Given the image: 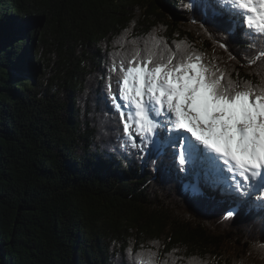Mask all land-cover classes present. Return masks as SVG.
<instances>
[{
	"label": "trees",
	"instance_id": "16d2710c",
	"mask_svg": "<svg viewBox=\"0 0 264 264\" xmlns=\"http://www.w3.org/2000/svg\"><path fill=\"white\" fill-rule=\"evenodd\" d=\"M189 2L0 0V264H264V206L194 195L109 96L137 50L261 83L264 37Z\"/></svg>",
	"mask_w": 264,
	"mask_h": 264
},
{
	"label": "snow or ice",
	"instance_id": "6c2138e0",
	"mask_svg": "<svg viewBox=\"0 0 264 264\" xmlns=\"http://www.w3.org/2000/svg\"><path fill=\"white\" fill-rule=\"evenodd\" d=\"M195 6L191 0L187 5ZM204 9L213 14L226 9L248 33L264 37V0H205ZM175 60L176 53L156 58L149 49L145 56L135 51L118 69L113 64L116 89L111 83L107 88L125 121L124 143L139 148L137 137L141 144L149 140L158 154L178 161L180 171L196 176L189 184L194 195L202 193L201 175L206 186L220 188L224 195L247 197L264 191V79L240 84L229 76L225 81L219 66L205 63L195 51ZM169 126L171 131L164 135ZM153 134L157 139L151 140ZM229 173L244 183L231 182ZM260 203L264 206V200ZM137 264L154 262L140 257Z\"/></svg>",
	"mask_w": 264,
	"mask_h": 264
},
{
	"label": "rangeland",
	"instance_id": "374dc122",
	"mask_svg": "<svg viewBox=\"0 0 264 264\" xmlns=\"http://www.w3.org/2000/svg\"><path fill=\"white\" fill-rule=\"evenodd\" d=\"M217 12H219V13H223V9H218ZM234 27H236V26H234ZM19 74H20V73H19ZM20 75H21V74H20ZM22 76H24V74H22ZM119 103H122V101H119ZM122 110H126V109H123V108H122ZM126 111H127V110H126ZM161 119L163 120L164 117H162ZM170 131H171V130H170V126H169L168 130L164 132V135H167L168 132H170ZM153 135H155V134H153ZM151 138H152V137H151ZM151 140H152V139H151ZM138 142L141 143V141H138ZM146 142H147V143H150V146L153 148V145H152V143H151L149 140H146ZM187 173H188L187 175L190 176V179L192 180V182H194L196 176H195L194 174H192V173H189V172H187ZM188 182H189V181L186 182V186L189 187V185H187ZM200 183H201V187H202V188H206V189H208V190L211 192V194H212L216 199H222V198H226V197L228 196V195H224V194L221 192L220 188H213V187L206 186V185L204 184L203 175H201ZM189 189H190V188H189ZM209 191H208V192H209ZM210 192H209V193H210ZM257 192H258V191H257ZM256 195H257V194L253 193L251 196H247V197H239V196H229V197L233 198L232 200H235V201L238 200V201H240V203H243V201H247V200H249V198H252V199H254V200H256L257 202L260 203V201L262 200V198H261V199L255 198ZM262 197H263V196H262ZM263 199H264V198H263ZM242 200H243V201H242Z\"/></svg>",
	"mask_w": 264,
	"mask_h": 264
},
{
	"label": "water",
	"instance_id": "95a60500",
	"mask_svg": "<svg viewBox=\"0 0 264 264\" xmlns=\"http://www.w3.org/2000/svg\"><path fill=\"white\" fill-rule=\"evenodd\" d=\"M36 20V19H35ZM45 22V18H42V21L36 22V26L42 27L43 23ZM18 74V73H17Z\"/></svg>",
	"mask_w": 264,
	"mask_h": 264
},
{
	"label": "bare ground",
	"instance_id": "6f19581e",
	"mask_svg": "<svg viewBox=\"0 0 264 264\" xmlns=\"http://www.w3.org/2000/svg\"><path fill=\"white\" fill-rule=\"evenodd\" d=\"M149 33V32H148ZM152 34V33H151ZM153 239V238H152ZM165 256V255H164ZM209 264V263H208Z\"/></svg>",
	"mask_w": 264,
	"mask_h": 264
}]
</instances>
